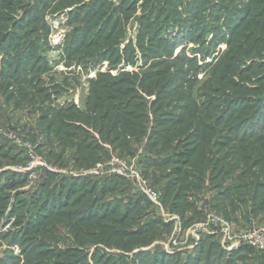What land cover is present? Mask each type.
<instances>
[{
    "label": "rangeland",
    "instance_id": "obj_1",
    "mask_svg": "<svg viewBox=\"0 0 264 264\" xmlns=\"http://www.w3.org/2000/svg\"><path fill=\"white\" fill-rule=\"evenodd\" d=\"M241 1L0 0V78L13 74L15 66L25 70V76L32 69L29 76L41 78L46 89L55 80L54 72L81 69L88 74L83 80L80 77V84L87 86L103 79L126 90L136 82L137 97L132 98L128 110L136 103L138 112L151 123L144 125L146 119L142 118L140 143L136 139L120 149L109 145L107 153L130 157L127 160L141 171L143 160H149L160 176L175 165V150L171 144L168 151L152 153L148 138H155L157 132L158 137L163 136L166 128L191 132L181 148L196 146L205 136L217 145V155L229 151L236 144L233 139L264 135V80L257 81L264 77V52L244 56V61L233 65H227L229 56H224L230 34L242 22L239 16L248 0ZM87 60L92 64L87 65ZM218 68L227 70L234 86L242 91L237 95L229 92L232 98L210 93L209 88L215 89L214 71ZM62 96L61 100L70 97ZM128 96L121 98L127 100ZM35 102L16 107L11 99L0 96V264H173L171 253L181 251L173 249L175 244L171 243L174 227L162 224L172 220L163 201L162 212L134 190L126 176L110 171L105 165L108 159L76 166L70 160L46 155L47 137L40 132L44 106ZM192 105L197 106L195 122L201 124L197 130L186 128L192 121ZM177 117L183 124H178ZM68 130L73 132L74 128ZM78 134L83 137L80 140L88 142L87 135ZM179 137L183 139V135ZM26 144L36 159L28 155ZM239 146L251 148L246 143ZM259 146H264V140L253 150L262 161L264 147ZM97 164L101 165L95 169ZM161 165L159 170L156 166ZM260 172L255 171L258 176ZM171 178L166 175L161 183L170 186ZM208 181L200 194L192 197L200 200L199 206L205 201L199 219L208 211L224 214L211 207L212 199L219 196V179ZM256 181L264 194V177ZM85 188L88 191L83 193ZM232 195L236 200L238 194L232 191ZM244 197L252 203L249 195ZM241 209L243 212L233 215L242 227L255 222L264 229V210ZM99 216L106 218L97 219ZM120 216H125L128 230L154 228L155 236L148 233L151 237L145 236L136 247L113 246L116 243L110 242L120 237L107 240L104 232H110L108 226L123 228L115 221ZM181 228L182 221L175 232ZM87 229L90 233H85ZM202 235L205 241L207 234ZM215 240L222 251L220 240ZM192 249H186L182 256L191 254Z\"/></svg>",
    "mask_w": 264,
    "mask_h": 264
},
{
    "label": "trees",
    "instance_id": "obj_2",
    "mask_svg": "<svg viewBox=\"0 0 264 264\" xmlns=\"http://www.w3.org/2000/svg\"><path fill=\"white\" fill-rule=\"evenodd\" d=\"M241 2L244 1L242 0ZM239 17L242 22L238 23L230 34L232 36L229 39L228 50L224 55L226 57L229 56L227 65H233L236 61L239 63L244 61V56L254 57V55H262L264 52V20H259L264 17V0H248ZM87 61V65L89 63L92 64V60ZM254 69H258V67L256 66ZM31 71L32 69H28V76H25L23 73L26 72L25 70L14 66L13 74L0 78V96L4 95L7 101L11 99L16 107L23 106L25 103L34 104L35 101L39 105L43 104L44 107L42 106L43 108H41L43 115L40 125L42 124L41 129L47 136L46 155H54V158L59 161L70 160L76 166L80 162L87 166L88 164H96L102 160L101 158L110 159L112 156L107 153L109 145H112V148L120 149L121 146H130L136 139H138V143L141 142L143 134L142 118L146 119V124L144 125L150 124L151 121L149 122L148 117H145L143 113L138 112L136 103H133L132 110H128L132 103V98L136 99L137 97L135 91L136 82L127 86L126 90H121L118 85H116L118 87L112 86L103 79L90 81V93L87 97L85 110L78 109L73 105L49 108L45 103L51 101V94L48 89L44 88L41 78L36 80L34 78L35 74L29 76L32 73ZM214 72L217 79L213 85L215 89L209 88L210 93H220V95H224L223 97L232 98L233 93L237 95V93L242 91L238 86H234V82L230 79V74L227 73V70L218 68ZM50 78L54 79L53 76H50ZM263 80L264 77H261L257 81L261 82ZM123 81L126 82L127 79L124 78ZM52 84H55V82ZM53 89L56 94L63 91L58 85H54ZM123 95H129L128 99L123 100L121 98ZM192 106H194L192 117L190 116L192 121L187 122L186 128L192 127L193 130H197L201 128V124L195 122L197 106ZM148 115L151 116L150 113ZM177 120L179 121L178 124H183V121H180L181 117H177ZM70 128H74L73 132H68ZM162 131L164 132L163 136L158 137L159 132H157L153 135L155 138H148V148H150L152 153L158 154L170 150L172 144V149L175 150V165L169 172H162L159 176L155 174L156 171L152 168L155 165L150 163L149 160H143L145 166L141 168L142 174L156 191L158 189L161 190L160 198L162 196V200L160 201H163V207L168 208L170 213L178 215L183 227H187L199 219L201 211L195 206L192 197L200 194L208 180L213 182L219 179L216 184L220 189L219 196L213 198L212 203L213 207L219 211L221 210L228 220L236 221L233 214L238 210L243 212L241 209L243 207L253 211L264 210V194L259 190L258 182L256 181L258 177H264V167L260 169L261 165L264 164V160L259 161L260 158L253 154L257 144L264 140V135H254L253 133L239 141L238 139H233L236 144L230 146L229 151L217 155V150H214L217 145L205 140V136L201 137L196 146L181 148L180 144L183 143V140L185 142L188 141L187 139L191 132L185 133V131L170 129V127ZM78 132L87 135L88 142L80 140L83 137H80L81 134H78ZM179 135H183V139H180ZM176 136L178 138H175ZM245 143L250 145L251 148L249 150L245 147L240 148L239 145ZM259 147L262 148L264 146ZM256 153L262 154V152H257V150ZM116 156L130 158L123 156V154ZM156 167H159V170L163 168L162 165ZM257 170L261 171L259 176L255 173ZM166 175L172 177L170 186L167 183H161V180H165ZM228 181L232 183L226 184ZM157 185H159L158 188ZM86 191L88 190L85 188L83 193H86ZM232 191L238 194L236 200L234 195L230 196ZM97 192L101 191L98 190ZM97 192L96 194H98ZM223 193L226 194L225 197L222 196ZM245 195L250 196L252 203H248L249 199L245 198ZM144 198L146 197L144 196ZM227 200H229V203H227ZM75 204H78V202L74 201ZM105 218L106 216H99L97 219L102 220ZM124 219L125 216L115 219L117 225L123 226V228L108 226V231L110 232H106L107 230L104 232L107 240L110 237H120V239L110 242L116 243L112 244L113 246L120 249L136 247L134 245L145 239V236L149 238L151 235L155 236L154 228L142 230L141 227L138 230H128L129 228L126 226ZM169 222H162V224L166 227L170 225L172 228L174 221L170 220ZM87 232L90 233V230L87 229L85 233ZM97 241L101 242V240ZM102 241L105 242L104 240ZM241 248L235 254L225 255L214 237L211 236L200 242L188 256L183 257L181 252H174L171 253L170 258L174 259L173 264H231L234 262L237 264H249L252 258L262 263L260 260L263 257L252 247L243 245Z\"/></svg>",
    "mask_w": 264,
    "mask_h": 264
},
{
    "label": "built area",
    "instance_id": "obj_3",
    "mask_svg": "<svg viewBox=\"0 0 264 264\" xmlns=\"http://www.w3.org/2000/svg\"><path fill=\"white\" fill-rule=\"evenodd\" d=\"M11 136L19 140L14 133ZM26 151L32 159H36L29 144H26ZM100 165L97 164V167H100ZM105 165L108 166L110 171L126 176L134 190L144 195L156 205L157 209L159 207L163 212L159 193L143 176L142 171L137 170L131 161L127 160V158L112 156ZM203 224L209 228L212 227L214 232L220 234L221 246L227 253H231L245 245L252 247L264 258V229L255 222L237 230L222 213L208 211L204 216Z\"/></svg>",
    "mask_w": 264,
    "mask_h": 264
},
{
    "label": "crops",
    "instance_id": "obj_4",
    "mask_svg": "<svg viewBox=\"0 0 264 264\" xmlns=\"http://www.w3.org/2000/svg\"><path fill=\"white\" fill-rule=\"evenodd\" d=\"M80 71L72 70V72H64V71H60L57 73L54 72L55 84H50L47 86V89H48L49 93L51 94L52 98H51V101L49 103L46 102L45 105H47L49 108L50 107L51 108H53V107H65L67 105H73L78 109L85 110L86 105H87V97L89 96V93H90V86H87L84 83L80 84L81 78L83 80L84 75L88 74V73L85 74L82 69ZM90 79L91 78H88V80H90ZM73 81H75L76 83H73ZM54 85H58L59 87H61L63 89V91L61 92L62 93L61 96L62 95H68L70 97L67 99L62 98V100H61V98H60L61 96L58 97V94H56L55 93L56 91L53 89ZM81 85H82V88H81ZM67 87H68V89H67ZM82 91H83V93H82ZM40 106L42 107L43 104H41ZM47 116H49V115H47ZM40 132L46 136V133H44L42 131V129L40 130ZM46 144H47V140H46L45 145ZM96 168L98 169L99 167H95V169ZM193 202H194L195 206L197 207V209L200 211L203 210V208H202L203 205L205 207V201H203L202 206H199V205H201L200 200H197V201L193 200ZM211 207L213 209H215L213 207V204H211ZM204 213H205V209H204ZM171 214H172V216H171L172 220L174 221V226H173L174 232H173L172 236L170 237V239L174 238L171 242V243L175 244L173 249H175L176 251H181V254H183L184 251L186 249H189V248H193L191 250V253H192L193 250L197 247V245L203 241L204 238H202L203 237L202 233H206L207 238L213 236L214 239L215 238L218 239V242H219L220 234L214 232L213 229L211 230L209 227H207L203 224L204 216L202 219H197L196 221H194L191 225L181 228L180 232L176 233L175 232L177 230L176 226L181 225V219L178 215L173 214V213H171ZM230 222H232L235 229L239 230L240 228H242V224L240 222H238L237 220L236 221L232 220ZM178 244H182L183 246H177ZM221 248H222V246H221ZM240 249H242V248H238L237 250H235L231 253H227L222 248L225 255L235 254ZM251 261H253V263ZM260 261H262V263H259L254 258H252V260H250L249 264H264L263 258H261Z\"/></svg>",
    "mask_w": 264,
    "mask_h": 264
}]
</instances>
